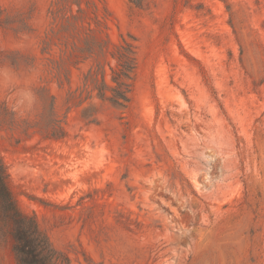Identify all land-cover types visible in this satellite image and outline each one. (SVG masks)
<instances>
[{
    "label": "rangeland",
    "instance_id": "374dc122",
    "mask_svg": "<svg viewBox=\"0 0 264 264\" xmlns=\"http://www.w3.org/2000/svg\"><path fill=\"white\" fill-rule=\"evenodd\" d=\"M58 1L0 0V158L59 264H264V0H80L109 48L61 84ZM121 38L126 108L85 80Z\"/></svg>",
    "mask_w": 264,
    "mask_h": 264
},
{
    "label": "trees",
    "instance_id": "16d2710c",
    "mask_svg": "<svg viewBox=\"0 0 264 264\" xmlns=\"http://www.w3.org/2000/svg\"><path fill=\"white\" fill-rule=\"evenodd\" d=\"M139 5L141 0H129ZM82 8L80 0H59L57 10L53 12L55 20H60L49 31V35L43 42V50L60 44L62 46L61 58L58 61H49L55 67L52 76L58 83L63 78L68 80L66 71L69 65L77 64L81 56L100 58L108 50L107 41H102L94 35V29L85 22V14L88 8L96 9L93 4L85 3ZM77 10L72 13V6ZM115 62L110 68L109 81L105 80L104 71L99 62L95 69L89 70L85 80H90L94 85L96 96L120 108H126L130 102L133 78L136 70V47L121 38L118 44L112 46L108 53ZM66 73V74H65ZM65 74V75H64ZM9 239L11 250L17 264H59L66 262L56 249L51 245L48 237L40 230L35 217L21 211L16 197L10 186L7 169L0 158V243Z\"/></svg>",
    "mask_w": 264,
    "mask_h": 264
}]
</instances>
